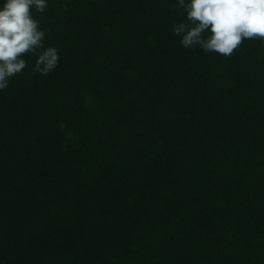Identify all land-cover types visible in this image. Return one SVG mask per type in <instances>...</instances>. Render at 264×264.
I'll return each instance as SVG.
<instances>
[{
	"label": "trees",
	"instance_id": "16d2710c",
	"mask_svg": "<svg viewBox=\"0 0 264 264\" xmlns=\"http://www.w3.org/2000/svg\"><path fill=\"white\" fill-rule=\"evenodd\" d=\"M175 4L33 9L59 63L0 90V264H264V42L185 49Z\"/></svg>",
	"mask_w": 264,
	"mask_h": 264
},
{
	"label": "clouds",
	"instance_id": "9594fccd",
	"mask_svg": "<svg viewBox=\"0 0 264 264\" xmlns=\"http://www.w3.org/2000/svg\"><path fill=\"white\" fill-rule=\"evenodd\" d=\"M47 0H3L0 4V90L28 67L23 58L35 57L33 73L48 75L59 63L56 47L44 46L45 32L33 17L43 13ZM186 19L174 24L173 32L185 49L230 57L244 40L264 42V0H176Z\"/></svg>",
	"mask_w": 264,
	"mask_h": 264
}]
</instances>
